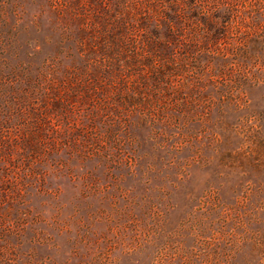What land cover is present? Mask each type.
I'll return each mask as SVG.
<instances>
[{
	"label": "rangeland",
	"instance_id": "obj_1",
	"mask_svg": "<svg viewBox=\"0 0 264 264\" xmlns=\"http://www.w3.org/2000/svg\"><path fill=\"white\" fill-rule=\"evenodd\" d=\"M0 264H264V0H0Z\"/></svg>",
	"mask_w": 264,
	"mask_h": 264
}]
</instances>
